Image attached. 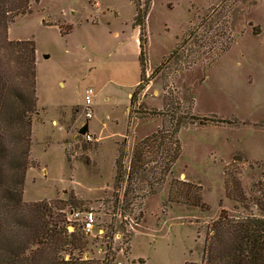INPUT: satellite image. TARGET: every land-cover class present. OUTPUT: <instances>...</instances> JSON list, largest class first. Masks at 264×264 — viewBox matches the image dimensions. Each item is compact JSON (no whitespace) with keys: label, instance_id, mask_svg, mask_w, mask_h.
<instances>
[{"label":"rangeland","instance_id":"1","mask_svg":"<svg viewBox=\"0 0 264 264\" xmlns=\"http://www.w3.org/2000/svg\"><path fill=\"white\" fill-rule=\"evenodd\" d=\"M140 1L144 6L149 0ZM219 1L151 0L138 114L128 122L127 95L141 68L130 42L135 0H32V12L11 24L9 38L35 41L40 57L33 166L23 201H63L53 212L65 213L62 224L79 228L88 242L81 250L66 246L60 253L65 259L72 253L91 264L197 263L207 228L222 209L233 216L260 215L251 202L246 211L233 197L240 196L239 186L251 199L253 184L264 177V0H241L210 21ZM94 17L98 25L86 21ZM116 29L121 37L113 35ZM178 45L182 60L172 58L157 69ZM204 49L210 51L201 55ZM107 80L99 105L93 103L96 116L86 119V88L98 89ZM168 93L208 120L181 129L182 154L169 174L163 175L158 153L119 188L118 157L123 153L128 169L135 147L162 127L163 118L151 112L163 110ZM173 180L199 186L209 209L169 200ZM86 211L95 213L103 236L83 234Z\"/></svg>","mask_w":264,"mask_h":264},{"label":"trees","instance_id":"2","mask_svg":"<svg viewBox=\"0 0 264 264\" xmlns=\"http://www.w3.org/2000/svg\"><path fill=\"white\" fill-rule=\"evenodd\" d=\"M240 1L220 0L213 9L216 16L212 14L208 18L210 21L215 20L219 12H230ZM135 2L137 14L133 24L140 28L141 82L130 99L131 120L138 114L136 103L145 73L146 19L151 0L144 6L140 0ZM31 12L32 0H0V264H91V260L73 258L72 253L69 254V259L60 254L67 251L66 246L71 245L72 249L81 250L88 243L84 235L79 233V228L68 233L69 225L62 224L66 219L65 213L53 212L54 208H63L59 205L63 201L29 204L23 201L26 174L33 166V116L37 113L38 105L37 49L33 40L10 39L9 28L18 17ZM199 26L189 31L188 38L195 36ZM223 34H227L226 29L221 35ZM230 35L231 33L227 35L228 41H231ZM228 41L221 44L222 51ZM185 42L187 38L182 43ZM181 45L157 69L172 58L177 57V61H181ZM209 51L204 49L201 55H206ZM151 115L161 116L163 125L135 147L128 169L123 164V153L120 154L115 179L119 188H122L125 180L130 184L136 174L145 171L148 157L158 156V153L163 175L169 174L182 154L179 138L181 129L195 125L197 121L203 123L208 120L198 118L192 113L190 106L180 104L178 98L170 93L164 97L163 110H153ZM87 128L88 125L85 124L81 129L85 132ZM238 191L240 196L235 198L227 188L228 195L238 200L246 211L251 210V202L258 208L260 215L249 212L233 216L227 209H222L219 217L207 228L201 261L188 264H264V177L253 184L254 195L251 199L246 198L243 191L240 192L239 186ZM128 194L129 185L124 197L127 198ZM169 200L209 209L208 204L202 200L201 188L181 180H173Z\"/></svg>","mask_w":264,"mask_h":264},{"label":"crops","instance_id":"3","mask_svg":"<svg viewBox=\"0 0 264 264\" xmlns=\"http://www.w3.org/2000/svg\"><path fill=\"white\" fill-rule=\"evenodd\" d=\"M135 17H136V15H135ZM135 17H134V19H135ZM134 19H133V21H132V35H131V39H130V42H131V44H132V50L135 52V54H136V57H137V59L139 60V53H140V30L138 29V27H136V26H134ZM86 21L87 22H90V23H92V25H98V23H99V19L97 18V17H94V18H91V19H86ZM106 22H108L109 23V21H106ZM71 28H73V24L71 25ZM122 33L124 34V30L122 29ZM113 35L115 36V37H121V32H120V30H115V31H113ZM40 60V57H39V53L37 52V61H39ZM140 65V64H139ZM137 69H138V76H136V78L134 79V81H133V83H132V85H131V87H129L130 88V90L128 91V95H127V97H128V101H127V107H126V109H127V122H128V120H129V112H130V99H131V96H132V93L134 92V90L136 89V87H137V85L140 83V81H141V76H140V71H141V68H140V66L138 67V65H137ZM63 84V83H62ZM111 84V82H110V80H107L102 86L101 85H96V87L98 88V89H96L94 86V89H95V97H94V103H96V107L99 105V103H98V98H99V95H100V92H101V90L105 87V86H107V85H110ZM104 86V87H103ZM103 87V88H102ZM86 91V90H85ZM110 97L109 96H106V99L108 100ZM77 105V104H76ZM94 113H95V116H96V114H97V112H96V109H95V105H94ZM105 117H106V119H109V120H112V119H115V118H112L111 116H110V114H108V113H106L105 115H104Z\"/></svg>","mask_w":264,"mask_h":264},{"label":"built area","instance_id":"4","mask_svg":"<svg viewBox=\"0 0 264 264\" xmlns=\"http://www.w3.org/2000/svg\"><path fill=\"white\" fill-rule=\"evenodd\" d=\"M94 97H95V89L92 86H89L86 88L85 91V97H84V114L86 119H92L94 117V109H93V103H94ZM85 137L88 139H93L91 136V133L86 132L85 133ZM80 215V213H76V216ZM84 217L82 219V223H81V227H82V231L83 233L87 236V235H93L95 234V236L101 235L103 236L104 234V230L103 229H98L96 230V216L95 213L93 211H86L84 214ZM68 229L73 230L74 231V227L68 226ZM96 232V233H95ZM86 258L87 255H85ZM69 259V258H67Z\"/></svg>","mask_w":264,"mask_h":264}]
</instances>
